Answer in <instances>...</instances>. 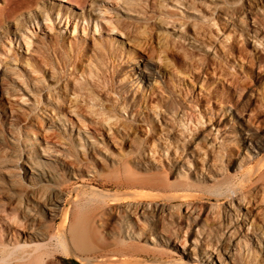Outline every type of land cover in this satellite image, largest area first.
<instances>
[{"label":"rangeland","instance_id":"374dc122","mask_svg":"<svg viewBox=\"0 0 264 264\" xmlns=\"http://www.w3.org/2000/svg\"><path fill=\"white\" fill-rule=\"evenodd\" d=\"M128 2L129 5H125L124 7L120 0H84L83 8L78 9L60 0H0V139L5 141V143L0 142V152L15 151L19 157V154L24 150L25 133L35 132V135H37L40 118L43 119L44 117V119H48V115H52L49 109L50 107H55V103H57L54 96H60V99H62L70 94L68 89L63 87V81L67 77L70 78V74H75L77 77L81 74V81L87 84V90H91L90 92L93 96L94 93L101 94L100 98L105 100L103 102L104 109H107L112 101H117L116 97L118 98V96L125 92V97L131 102V105L137 107L139 105L143 116L147 112L145 111L146 109L144 110L145 102H142V98L148 97L152 91L156 92L159 88H163V91H165L162 94L164 107H168V105L187 106L188 101L184 99V92L187 95V92L190 94L192 91L197 95L199 94V105L196 106L200 109L197 110L198 112L208 107L207 111L212 110L213 113L221 117L222 121L228 124L230 118L231 121H236L237 119L236 115H224L225 111L231 107L236 110L238 115L242 113L245 114V118H248L247 116L252 117L247 127L252 131L259 130L262 132L260 135H264V0H180L179 2L178 0H129ZM6 3L8 4L7 6H5ZM179 3L183 5L181 6ZM209 4L210 8L212 6L211 11L209 10ZM3 9L6 12L2 13L1 10ZM250 10L255 14L251 13V15L249 13ZM58 12L63 19L57 16ZM211 17L214 18V22L211 21ZM252 17H255L254 21ZM94 20H97L99 32L95 29ZM107 23L119 25L125 23L128 26V30H124L125 34L124 32L118 33L117 30L108 32L106 30ZM74 27L76 28L75 32H73ZM193 27L199 28V31L201 29L202 32L208 35L211 34L219 42L222 41L224 51L215 52L214 54L210 49H208L210 51H206L202 46L199 47V44L191 40ZM25 40L30 45L29 49L25 45ZM147 43L154 46L153 48L157 55L150 54L148 46H146L148 45ZM189 54L194 56L193 65L195 64V67L198 66L199 69H203L207 73L202 86L188 79L187 73L185 76L179 74L180 72L185 73L188 70L189 59L191 57ZM135 57H139L140 60L147 59V65L158 76L156 77L155 75L154 79L148 82L142 79L137 72L136 62L135 64L132 63V61L136 60ZM188 57L189 59H187ZM196 64L198 65L196 66ZM50 67L52 68L51 71H49ZM134 67L135 70L133 69ZM205 68L208 70H205ZM172 70H175L174 73L179 78L173 79L172 84L167 83L164 86L163 80H166L170 76L171 72H173ZM214 70L215 75L212 72ZM220 73L223 76H220ZM235 75L238 77L236 81L240 82L244 80L248 85L244 88V90L246 89L244 92H241L242 89L240 90V88H230L226 83H223L225 79L234 78ZM237 77L235 78L237 79ZM142 88L143 90H141ZM40 91L43 93L42 98L38 97ZM224 91L227 92L225 93ZM47 96L49 97L48 99ZM69 97L70 99H74V96L71 94ZM43 98L47 100L45 101L46 103H41L40 99L42 100ZM87 98L86 96V100H89ZM108 99L111 101L108 102ZM97 108H100V106ZM44 109L45 111L47 110V115L42 112ZM3 110L7 114H10V111L13 110L15 112L14 115H17L16 117L20 116L25 120L27 119L31 123L29 125L31 128L26 124L20 125L18 128L11 118L4 117ZM105 111L107 112V110ZM197 111L196 114L198 113ZM42 113L43 116H41ZM120 114L124 118H128V114L123 112H120ZM164 115L163 117L166 119L167 115ZM68 117L73 121L74 127L80 128L78 118H75L73 114H68ZM60 119H52L51 125L56 126V132H50L49 134L52 137L58 136L57 138H53L54 140H57L60 135L61 138L66 137L65 139L62 138L63 140L59 138L57 142L65 140V142L70 141V143L74 142L78 145V131L73 129V136L69 139L71 128L66 123L65 130H63L59 123H63L65 119L61 115ZM166 120H168V116ZM154 122L157 124L156 120ZM142 127L141 130L143 129L145 132V128ZM9 128L14 133L15 143H9L5 140L8 130H10ZM157 128H159V124ZM143 130L142 132L138 130L139 132H136L137 135L132 136L136 142H126L124 144L118 140L117 143L113 144L107 142L106 145L99 147L101 149L98 150V147L95 146L96 143L92 140H89L91 143L86 141L85 136L87 134H84L85 130L81 129L79 134L83 138V141H86L85 146L89 145V154L85 151L87 154L84 156V154H81L82 150L78 147L79 152L73 155L77 162H80V160L81 162L82 160L83 162L85 160L86 163L89 162L87 163L88 166L90 164L96 174L90 181V184H81L76 183L77 181L69 175L67 170H62L59 167L60 175H62H59L57 179L55 190L59 192L58 205L60 210L57 218L52 222H48V227H51L49 233L56 234L61 230L63 223V215L61 216L62 209L65 213L70 209V222L73 219V215H77L76 217H78L81 213L86 214L89 212L91 206L89 208L85 206L87 205L85 199L92 198L91 194H96L97 192V194L109 196L106 204L114 212L117 206L121 207L123 205H127L130 209L135 210H132V212H137L139 209L136 211V208H141L142 206H146V209L149 207L147 209L148 215L156 209H163V213L159 216L160 218L157 217V227L167 229L169 226L168 229L173 231V234L179 238L183 236L182 234L187 228L183 219L182 212L184 210L182 211V209L187 208L186 205L194 208L193 205L196 206L197 204L196 208L199 209V225L201 226L199 228L204 229L206 227L207 230L208 228L213 227L214 229L215 227V231L212 229L213 236L209 237L211 239L207 244L213 248L215 247L217 252L220 251L218 255L225 258L223 254L226 249L230 248L228 245L231 246V242L226 241V239L217 238V232L220 231V226L218 227L219 222H224V225L226 224V219L225 221L222 219L223 215L219 213L221 212L220 210L218 213H216L217 210L215 208L212 210L210 203L215 202V195L213 193L217 192V189L218 192L221 191L219 193L225 192L227 194V189L239 188L240 184L241 192L245 193L244 196L247 197L248 193L251 195L245 199L251 198L250 202L254 206L256 205L255 209L251 204L249 216L251 220L257 214L256 220L253 222L257 224L258 228L256 235L251 234L252 232L249 230L250 232L247 236L251 240V245L249 244V247H251L246 251L241 246L242 260L240 259L241 261L239 260L238 263L243 261L241 264H264V235L262 233L264 230V192H262V190L264 191V179H261V177H264V175L261 176L264 173V152H261L257 158L240 168L235 163L237 162L235 150L241 149L243 152L247 151V155L248 153L249 155H254L251 152L252 146H250L251 148L249 144H242V146L239 140H234L231 128L228 125V128L223 130V133H225L223 136L224 140L220 144L222 149H220L218 155L216 153L214 156L212 155L211 159L213 160L209 161L212 162L209 163L211 167L204 166L201 161L202 153L208 149L210 141L199 137L198 140L200 142L197 141V145H199L197 146L199 149V162L190 157L191 160H189L193 167L190 166L188 168L183 165V170L179 171L180 173L178 174L174 171V168L170 167L171 162L169 160H171V156L166 158L165 156L161 157L162 154L151 155L150 152H143V149L139 148H143V143H141L143 141L140 139L145 137ZM204 133H206V130ZM104 137V135L101 136L100 140L97 138V141L100 143L103 140L106 141ZM66 139L69 140L67 141ZM137 143L142 146H138L139 144ZM136 144L137 146H135ZM92 148L96 150L91 153L90 150ZM103 148L106 149L103 150ZM241 150L238 151L240 154L243 153ZM138 151H141L140 154ZM35 159L38 161L41 158L35 157ZM246 159V162H248V158ZM123 164L128 165L126 167ZM258 164H260L258 170L260 172L253 171ZM127 168L129 170H126ZM123 169L129 173H125ZM249 169L252 171L244 179L242 175L247 170L249 171ZM185 171L189 174L188 179H185L183 175ZM262 171L263 173L261 174ZM124 173L126 174L125 176ZM259 176H261L260 180H258ZM255 180L258 181L256 182ZM166 182H171V185L174 184L175 187H170ZM163 183L164 185H162ZM210 189L213 191H209ZM49 191L51 192L52 190L47 188L46 193ZM50 192L47 194L48 196L52 194ZM251 193L254 194L255 200L258 203L254 201V196ZM258 196L262 197L260 198L263 199L261 200L263 203ZM76 199H78L77 205L73 204ZM67 202L68 205L65 206ZM93 202L91 203L93 204ZM94 204L96 203L94 202ZM232 205L235 207L232 206V210L236 211L237 203L233 202ZM252 210H254V214ZM212 211L214 213L211 215ZM261 212L262 214H260ZM217 214L220 220L216 218ZM206 219L208 220L206 221ZM132 220L136 226H139L134 218ZM257 220L261 222L257 223ZM141 221L143 222V220ZM70 222L68 227L71 226ZM222 223L220 224L221 227ZM146 227L148 228L149 226L146 224ZM261 229L262 231H260ZM115 233L117 232L114 227L110 226L108 229H103L97 225V231L95 229L94 235L91 238V245L86 248V252L78 251L72 242H68L70 245L67 244L66 253L59 248H51L54 258L51 263L47 264H72V259L80 263L82 262L79 260L82 259L90 264H188L180 253L181 250L180 248L178 249V246L177 250L169 251L165 255L154 253L147 250L141 242V245L139 242L125 243L124 245ZM153 236L156 235L153 234ZM185 236L187 237V239L184 237L185 242H187L189 233L188 236ZM96 241L97 243H94ZM257 242L260 246H258ZM190 243L191 241H188L186 246L190 245ZM128 244L132 247H129ZM216 244H222V249ZM209 245L208 247H210ZM126 246L127 248L129 247V253L126 255L116 252L110 253L117 248H124L123 250L125 251L123 253L128 252ZM238 263L235 262V264Z\"/></svg>","mask_w":264,"mask_h":264},{"label":"bare ground","instance_id":"6f19581e","mask_svg":"<svg viewBox=\"0 0 264 264\" xmlns=\"http://www.w3.org/2000/svg\"><path fill=\"white\" fill-rule=\"evenodd\" d=\"M60 1L67 3L70 6L77 7L78 9H82L83 3H84V0H60ZM116 1H119V0H116ZM120 1H122V6L124 5V7H125V5H127V6L129 5V2H128L129 0H120ZM179 1L180 0H178V2ZM132 4H133V2H132ZM179 4L181 6L183 5L181 3H179ZM206 4H208V3H206ZM7 5L8 4L6 3L5 6H7ZM251 5H252V3H251ZM188 7H189V5H188ZM211 8H212V6H211ZM211 8H210V4H209V10L210 11H211ZM190 9H192V8H190ZM6 10H7V7H6ZM4 11H5L4 9L1 10L2 13ZM249 13L255 14L254 12H251V10ZM8 14H10V13H8ZM57 16L60 19H63V17L60 16L59 12L57 13ZM1 17H3V15H1ZM203 17H205V16H203ZM254 18L255 17H252L253 21H254ZM211 21L214 22V18H212ZM94 23H95L96 31L98 30V32H99L97 20H94ZM214 26H216V25H214ZM75 27L73 29L74 30L73 32H75V30H76ZM106 30L108 32H114L115 30H117L118 33H121V32H124V30H128V26L125 25V23L122 25L107 23ZM125 33L126 32H124V34ZM191 38H192L191 40H193L197 44H199V47L202 46V48H204L206 51L212 50L214 52V54H215V52H223L224 51V46L221 43L222 41L221 42L217 41V38L213 37L211 34L208 35L205 32H202L201 29L199 31V28H197V29L195 27L192 28ZM175 40H177V39H175ZM173 42H175V41H173ZM25 45H26L27 49H29L30 45H29L27 40H25ZM146 46H148L147 48L149 49L151 55L156 54V52L154 51V48H153L154 46H151L149 44ZM181 48H183V47H181ZM208 49H210V50H208ZM188 51H190V50H188ZM185 53H186V51H185ZM189 56H191V55L189 54ZM185 57H187V56H185ZM193 58H194V56H191L190 59H189V57L187 58V59H189L188 70L185 73L184 72L183 73L178 72V73L181 74V76H185V74L187 73L188 79H190L193 83H199L200 86H202L203 83L205 82L207 73H205L206 71L204 72L203 69H199L197 66L198 64H196L197 67L194 66L195 64L193 65ZM135 59L136 60L132 61V63L135 64V62H136V64H137L136 69H137L139 76L142 79H145L147 82L150 81L151 79H154L156 73L147 65V59L146 60L145 59L140 60L139 57H135ZM200 59L202 60V58H200ZM190 60H192L191 63H190ZM194 61L196 63V59ZM218 62H219V60H218ZM44 64H46V63H44ZM172 68H174V67H172ZM51 69L52 68L50 67L49 71H51ZM133 69L135 70V67ZM205 70H208V69L205 68ZM38 71H40V70H38ZM174 71L171 72L170 76L167 77L166 80H163L164 86L167 85V83L172 84L173 79H175V78L177 79L178 76L175 75ZM177 71H176V73H177ZM212 72L214 73V74L213 73L212 74L215 75V70ZM36 74H37V72H36ZM219 75L223 76L222 73H220ZM236 75H235V77H237ZM81 76H82L81 74L78 77L75 76V74H70V78L67 77L63 81L64 82L63 87H65V89H68V92L74 96V99H70V97H69L70 94H68V95H66V97L60 99V96L56 95V93H58V92L55 91L56 96H54V97H55V101L57 103H55L56 104L55 107H53V108L50 107V109H49V112L52 113V115L51 116L48 115V119H46V118L44 119V117H43V119L40 118V122H38L39 123V127H38L39 131H38L37 135H35V132L34 133H31V132L25 133L24 132L25 133L24 150L19 154V157L17 156L15 151H13V152H8V151L0 152V264H45V263L47 264V263H51V261L54 258L52 255L53 252L51 251L52 250L51 248L52 247L59 248L66 253L67 244H69L68 242H72L78 251L86 252V248L91 245V238L94 235L95 229L97 231V225L103 229H108L110 226L114 227L116 229V232H117L115 234H117L118 239L120 240V242H123L124 245H125V243L131 244V243H135V242H139V243L141 242V243H143V246L147 250L154 252V253H159V254L165 255L169 251L177 250V246H178V249L180 248V250H181L180 253L182 254V256L184 257V259L187 261L188 264H228V263L235 264V262L238 263L239 260L241 259V249L244 247V250L248 251V249L251 247V246L249 247V244L251 245V240L247 236L248 233L250 232L249 230H251V232H252L251 234L256 235V231L258 228L257 224L253 222L254 220H256L255 218H256L257 214L255 213L256 215H255L254 219L252 218L253 220L252 219L250 220V216H249L251 213L250 208L252 207L251 206L252 203L250 202L251 198H249L248 200H246V199H247V197H249L250 194L248 193L247 197L244 196L245 193L241 192L240 184H239L240 189L238 187L237 188L235 187V189H234V188H231L229 186L231 189H227V194H225V192L219 193L221 191L218 192V189H217L216 190L217 192L213 193V195H215L214 196L215 202L210 203L211 209L213 210L215 208V210H217L216 213H218V211L220 210L221 212H219V213L223 215L222 219L224 221L226 219V221H225L226 224H224V225H223L224 222L223 223L219 222V224L216 222L218 224V227L220 226L219 227L220 231H218L217 227H216V230L218 231L217 232L218 236L215 233H213L217 236V238L219 237L222 240L226 239V241L231 242V246L228 245V247H230V248H228V249L225 248L226 249L225 252L223 251L224 252L223 255L225 256V258L218 255V252H220V251L217 252L215 247L213 248L212 246L207 244L211 239L209 237L213 236L212 235L213 227L208 228L209 227L208 226L207 230H206V227L204 229L199 228V226H200L199 221L200 220H199V209L196 208L197 204H196V206L192 204L194 206V208L186 205L187 208L185 207V209L184 208L182 209V211L184 210V212H182V213H183V219L185 221L187 228H186V230H184V232L182 234L183 236L181 238H179L173 234V231H170L168 229L169 226L167 229L163 228V227H157V225H156V223L158 221L157 217L160 218L159 216H160V214L163 213L162 212L163 209L162 210L159 209L161 211L156 209L150 215H148L147 209L149 207L146 209V206H142L141 208H136V211H137V209H139L137 212H132L133 209H130L127 205L126 206L123 205L121 207L117 206V208L115 209V212H114L113 209L110 208V206H108V204H106L107 203L106 201L109 198V196H105L103 194H97L98 193L97 192L96 194L95 193L91 194L92 198L89 196L90 197V199L88 198L89 200L85 199L86 200L85 202L87 204L85 206L88 208L91 206L89 209L90 210L89 212L86 211L87 212L86 214L81 213V215L78 217H76L77 215L76 216L73 215V219L70 222V218H69V215H70L69 210L70 209H68V211L66 213L63 212V209H62L61 216L63 215L62 216L63 217V223H62L61 230L58 231V233H56V234H50L49 233L50 232L49 230H51V227H48V225H49L48 222L54 221L57 218L58 212L60 210L59 205H58V203H59L58 202L59 201L58 200L59 192L57 190H55V184H56L57 179L59 178V175L61 173L60 168L62 170H67L69 175L74 180L77 181L76 183H81V184H90L91 183L90 181L92 180V178L96 174L93 167L90 166V164L88 166L87 163H89V162L86 163L85 160H84V162H83V160H82V162H81V160H80V162H77L75 160V156L73 155V154L79 152L78 147H80V149L82 150L81 154H84V156H85V154L88 153L90 147H89V145L85 146L86 141L90 142L92 140L94 143H96L95 146L98 147L97 148L98 150L101 149L99 147L106 145L107 142L113 144V143H117V140H118L120 142H123V144L126 142H130V143L132 142L133 143L136 141L132 138V136H136L137 135L136 132H139V131L142 132L143 129L141 130V126H143L145 128V132L143 130L145 137L140 138L141 141H143V142H141V143H143V148L142 147H139V148L143 149V152L144 151L150 152L151 155H157V154L161 155L162 154L161 157L165 156L166 158H169L171 156V160H169L171 162L170 167L174 168V171L178 174L180 173L179 171L183 170V165L190 168V166H191L190 157H192L194 160H196V162H199V149L197 147V146H199V145H197V143H198L197 141H199L198 140L199 137H201V139L206 138V140L210 141V143L208 144L209 146L207 145L208 149H206L202 153L203 155H202L201 161L203 162L204 166L211 167V164H209V163H212V162H209V161L213 160V159H211L212 155L214 156L215 153H216V155H218L220 152V149H222L220 144L224 140L223 136L225 133H223V130H226L228 128V125H229V128H231V134H232V137L234 138V140H239L241 142V145L242 144H249V147L252 146V148L251 147L250 148H251V152L254 155H249V153H248L249 156L247 155V151L243 152L240 149L243 152V153L241 152L242 154H240V152H238L240 150L239 149L235 150V148H234V150L236 151L235 155L237 157V162H235V163L238 164L240 168L244 167L247 163H249L250 161L257 158V156H259L261 152H264V135L263 136L260 135L262 132L259 130L258 131H255V130L252 131L247 127V124L250 123V121H251L250 119L252 117L250 118L249 116H247L248 118H245L244 117L245 114H242V113H240L238 115L236 110L232 109L231 107L227 111H225L224 115H227V116H231V115L235 116L236 115L237 119H236V121H233V120L231 121V118H230L229 119L230 121L227 124L224 121H222V119L219 115L213 113L212 110L209 109L210 111H207L208 107L207 108L205 107L206 109H203L202 111L198 112L197 110H200V109H198L196 106L199 105V94L197 95L192 91L190 92V94H188V92H187V95L185 94L186 92H184V99H185V101L186 100L188 101L187 102L188 105L186 104L187 106H183V105H178V106H172L171 105V106H169L168 105V107H164L163 101H162L163 100L162 94L165 91H163V88H159L156 92L152 91L148 97L142 98L143 99L142 102L143 103L145 102L144 103V106H145L144 110L146 109L145 111L147 112V114H145L143 116L141 114L142 112H140L139 105H138V107L131 105L130 104L131 102H129L127 100V98L125 97V92H123L124 95L121 94L120 96H118V98L116 97V99H118L117 101L116 100L112 101V103H110V106L107 109H104L103 108V102H105V100L100 98L101 94H95L94 93V96H93V94L90 92L91 90L90 91L87 90V84L85 82L81 81V79H82ZM157 76L158 75H156V77ZM235 77L234 78L232 77L231 79L229 78L228 80L225 79V81L224 82L222 81V82L226 83V85L230 88L231 87L232 88H240V90L242 89L241 92H244L246 90V89L244 90V88L246 87L247 84L245 83L244 80H241V79H240L241 80L240 82L236 81V80H238V77H237V79ZM162 78H163V76H162ZM180 79H181V77H180ZM191 81H190V83H191ZM41 82H43V80H41ZM221 85H222V83H221ZM141 90H143V88ZM104 91H106V90H104ZM88 92H90V93H88ZM224 92L226 93L227 91H224ZM41 93H42V91H40V93H39V96H38L39 98H42V96H43V93L42 94ZM52 95H53V93H52ZM86 96L88 97L87 99H89V100H86ZM238 96H239V93H238ZM48 98L49 97L47 96V99ZM109 99H108V102L111 101ZM181 99H182V97H181ZM206 99H208V98H206ZM40 101H41V103H46L45 101H47V100L43 98L42 100L40 99ZM98 106H100V108H102V109L97 108ZM228 107H229V105H228ZM105 110H107V112ZM196 111L198 112L197 114H196ZM42 112L45 115H47V113H46L47 110L45 111V109H44V111L42 110ZM120 112L128 114V118H124L120 114ZM14 113L15 112L13 110H11L10 114H7L3 110L4 117L11 118V120H13L15 122V124H17L18 128L20 127V125L22 126V125L26 124L27 126H29L31 124L30 122H28L27 119L25 120L24 118H21L20 116L16 117L17 115L15 116ZM43 113L41 114V116H43ZM68 114H73L75 116V118L79 119V120L78 119L77 120H78V124L80 125V128L74 127L73 121L68 117ZM164 114H166L168 116V120H166L167 116H166V119L163 117V116H165ZM60 115L65 119V121H63V123H59V125L62 127V129L65 130L64 127L66 126V123H68V126H70V128H71V132H70L69 137H68L69 139H71V137L73 136L72 135L73 129L78 131V135H77L78 136V138H77L78 139V145H76L74 142L70 143V141L65 142V140L63 142H57L59 138L61 140H63L66 137L65 138L62 137L63 138L62 139L61 135H60V137L57 140H54L53 138H55V137L57 138L58 136L56 135V136L52 137L49 134L50 132H52V133L56 132V126L51 125V122H52V119H54V118L61 120ZM169 116H170V119H169ZM250 116H251V114H250ZM154 120H156L157 124H155ZM158 124H159V128H157ZM81 129H84L85 130L84 134L88 135V137H86L87 135L85 136L86 141H83V138L80 137L79 132L81 131ZM157 130H159V131H157ZM205 130H206V133H210V134L204 133ZM14 132H15V130H14ZM7 133L8 134H6L5 140L8 141L9 143H15V139H14V135H13L14 133L11 131V129L8 130ZM103 135L105 136L104 138H106V141L103 140V141H101V143L98 142L97 138H98V140H100V137ZM69 139H66V140L68 141ZM0 142L5 143V141L3 139H0ZM93 142H92V144H93ZM137 144H139V143H137ZM137 144L135 146H137ZM127 146H129V145H127ZM135 146H133V147L136 148ZM138 146H142V145L139 144ZM131 148H132V146H131ZM104 149H106V148H103V150ZM236 149H237V147H236ZM95 150H96L95 148L94 149L92 148L90 150V152L92 153ZM85 151H87V153H85ZM140 152H139V154H140ZM94 154H95V152H94ZM35 157L41 158V159L37 161L35 159ZM246 158H248V160H249L248 162H246V160H247ZM124 161H125V159H124ZM167 161H168V159H167ZM124 164H126V163H124ZM127 165H124V166L127 167ZM259 166H260V164L256 165V168L253 169V171H255V170L258 171ZM191 167H193V166H191ZM123 170H125V169H123ZM126 170H129V169L127 168ZM126 170H125V173L127 172ZM251 171L252 170L249 169V171L247 170L246 173L244 172L242 175L243 178L247 177V175H249ZM258 172H260V171H258ZM125 173H124V176L126 175ZM127 173H129V172H127ZM184 173L185 174H183V175L185 176V179L186 178L188 179L189 174H187L186 171ZM262 173H263V171L261 172V174ZM263 175H264V173L261 176H263ZM261 176H259L258 180H260ZM181 177H183V176H181ZM118 179H119V177H118ZM261 179H264V177H261ZM161 181H163V180H161ZM167 182H168V180H167ZM76 183H73V184H76ZM173 183H175V182H173ZM241 183H243V182L241 181ZM260 183H262V182H260ZM151 184H154V183H151ZM167 184L170 187H175L174 184L171 185V182L167 183ZM162 185H164V183ZM234 185H236V184H234ZM261 187H260V189H261ZM47 188L49 190H52L51 192L50 191L49 192H50V194L52 193L53 196H51L52 194L50 196L47 195L49 193V192L46 193ZM183 188H185V187H183ZM224 188H226V187H224ZM236 190H238V191H236ZM248 190H250V189H248ZM209 191L212 192L213 190L210 189ZM251 192H252V190H251ZM262 192H264V191L262 190ZM76 194H77V192H76ZM251 194H253V193H251ZM229 196H231V197H229ZM253 196H254V194H253ZM76 197H78V196H76ZM260 197L258 196V198H260ZM261 198H260V201L263 200ZM222 199L224 201H219ZM77 200L78 199H76L75 201L73 200L74 201L73 204H76ZM252 200H253V197H252ZM93 201L97 205L94 204ZM254 201L257 202V200H255V196H254ZM91 202H93V204ZM233 202L237 203L236 211H234V209L232 210V208L234 207V205H232ZM82 203H84V202H82ZM99 204H101V205H99ZM171 207H173V206H171ZM254 207L256 209V205ZM78 208H81V207H78ZM201 208H203V207H201ZM239 208L242 211H240ZM74 209H75V207H74ZM176 209H178V208L176 207ZM215 210H214V212H215ZM133 211H135V210H133ZM175 211H178V210H175ZM252 211L254 214V210H252ZM173 212H174V210H173ZM214 212L212 211L211 215ZM177 214H178V212H177ZM260 214H262V212ZM258 215H259V212H258ZM71 216H72V214H71ZM216 216H217L216 218L220 220V218H218V214ZM131 218L132 219L134 218L139 226H136L135 222ZM141 220H143V222ZM170 220H171V218H170ZM207 220L208 219H206V221ZM215 220H214V222H215ZM69 222L71 223V226L68 227ZM258 222L259 221L257 220V223ZM221 223H222V227L220 225ZM146 224L149 226L148 228L146 227ZM189 229H191V230H189ZM214 229H215V227H214ZM260 231H262V229ZM188 233H189V236H188ZM262 233L264 235V230L262 231ZM153 234L156 236H153ZM259 234H261V233H259ZM185 235L188 236V238H189L188 241H191L190 245H188V246H186L188 241L185 242L186 241L184 238V237H186ZM103 236H104V233H103ZM216 236H214V237H216ZM260 236H262V235H260ZM99 238H98V240H99ZM255 238H257V237H255ZM186 239H187V237H186ZM94 243H97V241ZM141 243H140V245H141ZM227 244H229V243H227ZM257 244H258V246H260V244L258 242H257ZM111 245H112V243H111ZM117 245H120V244H117ZM132 245H134V244H132ZM208 245L210 247H208ZM216 245L221 247L222 244L221 245L216 244ZM130 246L131 245H129V247ZM241 246H242V248H241ZM129 247L127 248V246H126V248L128 249V252L123 253V251H125V250H123L124 248L123 249L117 248V249H114L113 251H111L110 253L116 252V253H121V254L126 255L129 253ZM222 247H223V245H222ZM222 247H221V249H222ZM130 249H132V248H130ZM143 250H144V248H143ZM135 251H136V249H135ZM107 257H110V256H107ZM242 258H243V256H242ZM79 259H81V258H79ZM227 260H228V262H227ZM79 261L82 262V263L79 262L80 264H90V263H87V261L82 260V259ZM241 263H238V264H241Z\"/></svg>","mask_w":264,"mask_h":264},{"label":"water","instance_id":"95a60500","mask_svg":"<svg viewBox=\"0 0 264 264\" xmlns=\"http://www.w3.org/2000/svg\"><path fill=\"white\" fill-rule=\"evenodd\" d=\"M68 205V202L66 203V205L65 206H67ZM72 261V264H80L79 262H77L76 260H74V259H72L71 260Z\"/></svg>","mask_w":264,"mask_h":264}]
</instances>
